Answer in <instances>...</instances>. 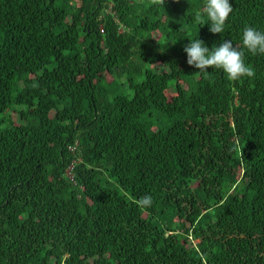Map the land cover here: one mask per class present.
I'll use <instances>...</instances> for the list:
<instances>
[{"label": "trees", "instance_id": "1", "mask_svg": "<svg viewBox=\"0 0 264 264\" xmlns=\"http://www.w3.org/2000/svg\"><path fill=\"white\" fill-rule=\"evenodd\" d=\"M230 2L0 0V264H264V54L184 52L264 30Z\"/></svg>", "mask_w": 264, "mask_h": 264}, {"label": "clouds", "instance_id": "2", "mask_svg": "<svg viewBox=\"0 0 264 264\" xmlns=\"http://www.w3.org/2000/svg\"><path fill=\"white\" fill-rule=\"evenodd\" d=\"M233 6L230 0H203L196 19L207 24L213 34H222ZM210 48L199 37L189 39L184 46L187 64L206 73L211 68L220 69L230 81L243 76H252V69L245 63V50L251 54H264V30L255 26H244L240 39L243 48L238 49L232 40L223 39ZM141 206L151 203L150 196H144L139 201Z\"/></svg>", "mask_w": 264, "mask_h": 264}, {"label": "rangeland", "instance_id": "3", "mask_svg": "<svg viewBox=\"0 0 264 264\" xmlns=\"http://www.w3.org/2000/svg\"><path fill=\"white\" fill-rule=\"evenodd\" d=\"M153 66H154V67H157L159 70H162V69H163V68L161 67V65H160L158 62H156V63L154 62V63H153ZM180 228H183V226L180 227Z\"/></svg>", "mask_w": 264, "mask_h": 264}]
</instances>
